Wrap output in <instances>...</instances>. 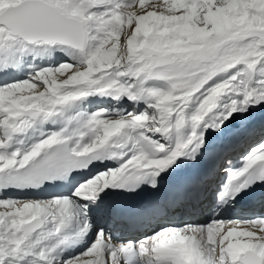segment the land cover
Masks as SVG:
<instances>
[{
    "label": "snow or ice",
    "instance_id": "6c2138e0",
    "mask_svg": "<svg viewBox=\"0 0 264 264\" xmlns=\"http://www.w3.org/2000/svg\"><path fill=\"white\" fill-rule=\"evenodd\" d=\"M0 264H264V0H0Z\"/></svg>",
    "mask_w": 264,
    "mask_h": 264
},
{
    "label": "bare ground",
    "instance_id": "6f19581e",
    "mask_svg": "<svg viewBox=\"0 0 264 264\" xmlns=\"http://www.w3.org/2000/svg\"><path fill=\"white\" fill-rule=\"evenodd\" d=\"M201 219L203 218V217H200Z\"/></svg>",
    "mask_w": 264,
    "mask_h": 264
},
{
    "label": "rangeland",
    "instance_id": "374dc122",
    "mask_svg": "<svg viewBox=\"0 0 264 264\" xmlns=\"http://www.w3.org/2000/svg\"><path fill=\"white\" fill-rule=\"evenodd\" d=\"M203 219V218H202Z\"/></svg>",
    "mask_w": 264,
    "mask_h": 264
}]
</instances>
